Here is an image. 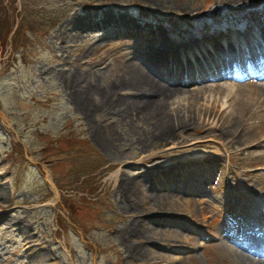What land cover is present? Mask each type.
<instances>
[{
    "label": "rangeland",
    "instance_id": "1",
    "mask_svg": "<svg viewBox=\"0 0 264 264\" xmlns=\"http://www.w3.org/2000/svg\"><path fill=\"white\" fill-rule=\"evenodd\" d=\"M2 7L8 17L0 20V264H243L241 254L255 258L226 236L238 231L243 211L252 220L247 230L253 235L259 221L264 240V105L248 88L252 54L264 59L254 29L264 22V0H0ZM72 21L85 30L66 29ZM20 24L25 40L12 41ZM215 34L219 42L208 43ZM185 40L191 48H182L159 76L181 81L210 71L187 87L204 90L198 99L180 94L171 101L175 117L192 119L189 127L155 128L116 103L96 117L95 104L72 98V86L84 83L79 74L89 71L95 74L90 85L109 89L116 102L130 92L113 84L128 58L138 57L141 47ZM223 70L242 77L215 78ZM230 112H248L235 137L220 127L219 117ZM107 126L122 137L116 150L123 158L100 145ZM143 175L155 194L172 195L175 203L167 213H153L150 225L160 240L147 242L149 262L129 246L139 217L127 186Z\"/></svg>",
    "mask_w": 264,
    "mask_h": 264
},
{
    "label": "bare ground",
    "instance_id": "2",
    "mask_svg": "<svg viewBox=\"0 0 264 264\" xmlns=\"http://www.w3.org/2000/svg\"><path fill=\"white\" fill-rule=\"evenodd\" d=\"M254 17L252 21L254 20ZM76 23L78 22H69L66 29L77 27L78 31L85 30L84 26L79 25L78 27ZM255 26L256 27L254 29H256L260 38L264 40V22L261 21ZM219 39V36L215 34L206 41L215 44L219 42ZM191 44V40H185L181 43L163 42L155 47H141L140 49L142 50H137V52H139L137 53L138 57H136L135 59L131 57L126 60L127 70L121 81L119 83L117 81L113 82L114 85L120 86L121 90L130 91L120 94L118 99H116V102L113 101L112 96L110 98L109 95H111V91L109 89L101 90L99 89V87L95 88L90 85L92 81H94L95 74L89 71H86V74H79L78 77L80 78V80L87 84L85 85L84 83H75V85L72 86V98L75 101L79 100L83 105L89 103H93V105L95 104L94 113L96 117L100 115V112H104L107 108V110L103 113L105 115L113 108L114 104L116 103L122 106V111H124V114L126 116H129L133 113L136 114V112H140V114L143 115V120H152V122H154L155 128L159 127L161 129H168L172 127L173 129L175 124H177V128L179 129L189 127L192 124V122L190 121L192 119H187L180 114L179 116L177 115L175 117V115L172 113L171 101H173L176 97H179L180 94H187L191 99H193V101L198 99L199 95L202 94L204 90H191L189 88L187 89V87H189V85L192 83H197L199 80H192L195 76H191L189 77V80L183 79L179 81L170 79L169 81H167L162 78L160 79L159 74L161 73L163 68L166 69L167 63H169V61L177 60V57L182 48H191L189 47V45ZM229 44L231 45V42ZM259 49L263 48H261L260 46ZM231 60V58H228V60L226 61L229 63ZM192 70L193 68L191 66L187 69L189 73H192ZM203 70H201V72ZM175 72L176 74H179L182 71L176 68ZM205 74H209L207 69L204 72V75ZM251 74L252 77L251 81L248 83V88L251 93L254 92L256 96L259 95L257 101L258 103L263 102L264 105V75L253 71L251 72ZM223 77H229L231 79L237 80L241 77V75L234 76V74H231L229 71L223 70L222 73L217 75V78L220 79ZM231 92L232 90H230L229 93ZM142 98H145V100H143ZM251 111L253 110H248V112ZM214 113V111H207V114H209V116H215L216 113ZM247 113L243 112L239 115H234L230 112L227 115L225 114L220 116V127H226L223 128V132L226 134L231 132V137H235L234 135L237 133V131L239 132V130L246 125ZM105 128L106 130L103 131L102 134V137H104L102 139L103 145H100L114 155H118L123 158L122 154L117 152L116 150L117 142L122 137L119 136L117 130L112 126H107ZM238 136H240L241 139V133ZM129 185L130 186H127V191H129L130 206L132 207L133 212L136 214V217H139L132 226L133 232L135 233V235H133V237H135V241L131 240L129 242V246L132 249L131 253L134 257H138L139 260L149 262L153 254V250L147 245V242L150 241V243H152V241L158 242L160 240L158 230L153 229L150 225V223L156 221L153 213H167L169 212V209L167 208L172 207L175 203L171 201L173 200L172 195L166 196L161 195L160 193L155 194L156 191L154 190L153 185L147 179V177H144V175L140 178H137L136 180L134 179L130 181ZM119 190L121 191L122 188H120ZM2 197H4L3 192L2 190H0V198ZM180 203L181 206H183V202ZM213 206V204L209 206L212 211L215 209V207ZM201 209L208 211V206H202ZM240 248L251 252V249H249L248 245L242 246L241 244ZM241 255H243V264H264V258L262 260L252 259L244 254Z\"/></svg>",
    "mask_w": 264,
    "mask_h": 264
},
{
    "label": "trees",
    "instance_id": "3",
    "mask_svg": "<svg viewBox=\"0 0 264 264\" xmlns=\"http://www.w3.org/2000/svg\"><path fill=\"white\" fill-rule=\"evenodd\" d=\"M1 12H2V14H1ZM0 20L3 18H6V17H8L7 15H8V13L6 14L5 12H4V9H3V7H2V10H0ZM1 24H3L1 21H0V27L2 26ZM6 34L5 35H7L8 36V33H10V31H8V33L7 32H5ZM24 33H22V26H21V24L19 25V27H18V29L16 30V32L13 34V40H16L17 42L18 41H23V40H25V38H24ZM5 40H7L6 38H5ZM5 43V42H4ZM17 46V45H16ZM15 46V47H16ZM14 47V48H15ZM71 139L73 140V142L75 141L74 139H76V138H70V141H71ZM77 141V140H76ZM74 145H76V144H74ZM79 145V144H78ZM73 208H74V205H73ZM73 210V209H72Z\"/></svg>",
    "mask_w": 264,
    "mask_h": 264
}]
</instances>
